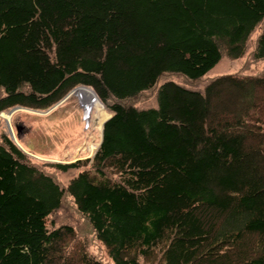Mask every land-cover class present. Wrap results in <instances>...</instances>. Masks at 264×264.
I'll use <instances>...</instances> for the list:
<instances>
[{"label":"trees","instance_id":"trees-1","mask_svg":"<svg viewBox=\"0 0 264 264\" xmlns=\"http://www.w3.org/2000/svg\"><path fill=\"white\" fill-rule=\"evenodd\" d=\"M264 58V0H0V111L46 108L78 85L110 111L67 185L0 138V264H264V70L211 76L224 55ZM155 92L157 104L139 106Z\"/></svg>","mask_w":264,"mask_h":264},{"label":"rangeland","instance_id":"rangeland-1","mask_svg":"<svg viewBox=\"0 0 264 264\" xmlns=\"http://www.w3.org/2000/svg\"><path fill=\"white\" fill-rule=\"evenodd\" d=\"M260 29L261 25L249 37L243 55H224L204 77L188 80L179 74H169L166 78H173L191 89H201L211 76L227 72L263 71L264 58L256 59L253 56ZM79 86L73 87L60 100L46 108L17 105L0 111V138L4 133L10 135L32 159L45 163L47 169L65 185L78 173V169L63 171L51 163L92 157L102 139L103 122L111 114L104 103L101 102V105L94 96L91 90L94 88L81 86L83 90L79 88L74 92ZM137 104L156 105L155 92L140 97ZM63 223L74 225L79 237L86 240L89 250L102 259L104 264H114L106 245L97 237L89 220L78 210L73 197L68 194L62 205L48 217L49 226Z\"/></svg>","mask_w":264,"mask_h":264},{"label":"bare ground","instance_id":"bare-ground-1","mask_svg":"<svg viewBox=\"0 0 264 264\" xmlns=\"http://www.w3.org/2000/svg\"><path fill=\"white\" fill-rule=\"evenodd\" d=\"M82 87H84V86H82ZM82 87H78L77 89H75L74 90V92L75 91H77L79 88H82ZM84 88H87V87H84ZM84 88H82L81 90H83ZM87 89H89V88H87ZM92 90V89H91ZM93 91V90H92ZM94 92V91H93ZM94 96L96 97V99L98 100V102L102 105V103H101V101H100V99H99V97L97 96V94L94 92ZM9 115V114H8ZM9 119V118H8Z\"/></svg>","mask_w":264,"mask_h":264},{"label":"water","instance_id":"water-1","mask_svg":"<svg viewBox=\"0 0 264 264\" xmlns=\"http://www.w3.org/2000/svg\"><path fill=\"white\" fill-rule=\"evenodd\" d=\"M81 86H85V85H81ZM81 86H79V87H81ZM88 87V86H87ZM93 90V89H92ZM94 91V90H93ZM95 92V91H94ZM96 93V92H95ZM97 94V93H96ZM106 120H104V122H105ZM104 122H103V125H104ZM13 137H14V134H13Z\"/></svg>","mask_w":264,"mask_h":264}]
</instances>
